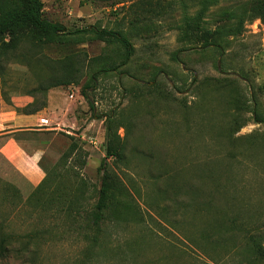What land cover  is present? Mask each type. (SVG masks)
<instances>
[{
    "label": "rangeland",
    "instance_id": "374dc122",
    "mask_svg": "<svg viewBox=\"0 0 264 264\" xmlns=\"http://www.w3.org/2000/svg\"><path fill=\"white\" fill-rule=\"evenodd\" d=\"M42 1L44 16L67 31L97 27L122 32L134 53L126 66L95 78L99 69L122 63L125 50L119 43L92 34L68 41L66 50L57 43H22L18 53H24L23 62L0 56V99L10 107L14 98L40 99L28 91L48 77L59 58L76 54L78 82L51 89L63 97L56 108L62 115L39 134L20 135L19 142L28 153L40 149L52 156V175L41 193L45 200L71 196L84 179L88 190L79 200L86 206L96 202L105 163L119 187L112 193L114 214L106 213L99 244L88 254V230L82 222L57 208L58 203L31 207L27 199L36 187L0 154V227L13 235L15 249L30 241L5 264H213L196 242L202 233L216 231L215 205L222 203L213 192L215 182L230 178L245 199V176L253 170L248 165L264 170L261 143L253 148L254 162L226 159L231 150H249L245 136L264 134V123L254 120L256 113L264 116V21L246 23L244 33L225 38L221 48L203 43L217 39L225 11L249 0H222L190 28L186 18L200 6L189 0V13L179 4L176 12L164 14V4L155 2V11L146 15L133 6L138 0L118 5L114 0ZM21 7V0H0V17ZM141 14L142 20L135 21ZM237 111L244 125L233 133L232 144L229 122ZM68 137L88 152L86 166L77 173L69 171L70 164L61 165L71 145ZM109 146L112 157L107 156ZM252 174L258 181L259 175ZM210 200L215 208L200 210Z\"/></svg>",
    "mask_w": 264,
    "mask_h": 264
},
{
    "label": "trees",
    "instance_id": "16d2710c",
    "mask_svg": "<svg viewBox=\"0 0 264 264\" xmlns=\"http://www.w3.org/2000/svg\"><path fill=\"white\" fill-rule=\"evenodd\" d=\"M192 4L200 6L192 18L187 19V26L190 28L193 24L198 25L204 18L206 12L221 3L222 0H189ZM123 0H114V4L118 5ZM155 2L164 4L166 11L164 14H172L176 12V5L182 6V11L188 12L189 8L185 0H138L133 3V6L144 9L143 14L153 13L151 7ZM22 7L5 13L0 17V56H8L9 60L23 62L24 53H18L22 49V43L30 42L35 46L57 43L58 47L66 50L68 41L83 38L88 34H92L95 38L106 43H119L125 50V57L122 63L118 66H111L108 69H99L96 72L95 78L102 73L117 71L120 67L126 66L133 53L134 48L130 40L122 32L102 29L97 27H87L83 29L68 30L66 27L56 21L50 20L44 16V3L42 0H21ZM149 7V9H147ZM143 14L138 15L135 21H141ZM255 19L264 21V0H249L243 2L236 9L225 11L223 21L217 27V39L214 41H205L203 44L215 45L223 47L222 40L228 37H237L244 33L245 25ZM188 30V29H187ZM65 53V52H64ZM76 54H67L63 58H59L56 62V68L48 75L45 80H39L36 88L28 91L33 97L40 95L41 98H34V101L22 110L17 109V112L26 115L36 114L47 108L48 91L59 86H68L78 81L74 77L73 61ZM29 66V65H28ZM30 67V66H29ZM31 68V67H30ZM95 78L93 81L95 82ZM148 85V84H147ZM149 89L147 86H143ZM82 93H85L83 88ZM254 120L257 123H264V116L261 117L258 113L255 114ZM244 123L242 115L237 111L231 115L229 122L231 143L234 144L233 133H237ZM42 131H24L15 134V139L21 141L23 134H39ZM71 140L69 149L61 157V165L69 166V171L73 173L80 172L87 164L88 152L75 141L73 137H68ZM244 139L249 143V150L245 153L229 151L226 159L237 160L242 157L249 162H254L255 151L253 148L257 143L264 145V134H250ZM107 156H114V151L109 146ZM247 168H252L245 176L244 186L247 196L241 198V192L238 190L237 183L228 178L226 183L214 184L213 192L222 203V207L215 205L213 201H203L200 204V210L209 212L212 207L216 210L217 225L215 232L202 233L201 240L196 242L200 251L205 254L213 264H264V170L258 165H248ZM104 175L102 185L99 190V198L96 202L85 205L81 202L78 196L84 195L88 190L87 182L82 179L80 185L71 191V196L65 197L67 202L63 208L65 201L62 203V196H51L45 200L41 193L51 172L47 171L45 179L35 188V191L28 197L27 203L34 209L40 207L46 208L47 205H56L57 208H62L72 216L76 221L79 220L83 224V228L88 230L86 239L90 243L87 251L92 252L94 247L99 244V235L101 226L106 220V213H113L116 203L113 201V192L119 187V184L114 179V172L111 166L107 163L103 169ZM252 172L259 175V180L256 181ZM49 173V174H48ZM54 173V172H53ZM52 175V174H51ZM10 235L3 231L0 227V263L6 262L12 252L19 254L22 250L28 248L30 241L21 242L23 245L19 249H15V240ZM204 263L209 264L204 261Z\"/></svg>",
    "mask_w": 264,
    "mask_h": 264
},
{
    "label": "crops",
    "instance_id": "0c3cea01",
    "mask_svg": "<svg viewBox=\"0 0 264 264\" xmlns=\"http://www.w3.org/2000/svg\"><path fill=\"white\" fill-rule=\"evenodd\" d=\"M62 101L63 97L60 96L58 90H50L47 108L36 114L26 115L17 112V108L32 103V97L14 98L13 107L7 106L0 99V154L34 187H37L45 179L52 156L46 150L40 149L28 153L14 136L16 133L24 131L44 130L41 120L47 119L51 124L53 118L62 115L60 112H56V108L61 105ZM54 107L55 110H53Z\"/></svg>",
    "mask_w": 264,
    "mask_h": 264
},
{
    "label": "water",
    "instance_id": "95a60500",
    "mask_svg": "<svg viewBox=\"0 0 264 264\" xmlns=\"http://www.w3.org/2000/svg\"><path fill=\"white\" fill-rule=\"evenodd\" d=\"M183 68L185 69V70H187L186 68H185V66L183 65ZM218 69H219V72H221L222 73V67H221V61H219V63H218ZM166 78L169 80V78L166 76ZM197 78V74L195 73V79ZM169 82H170V84L174 87V83L171 81V80H169ZM141 83H143V84H145L146 82H144V81H141ZM148 85H151V84H153V83H147Z\"/></svg>",
    "mask_w": 264,
    "mask_h": 264
},
{
    "label": "built area",
    "instance_id": "2783aa9c",
    "mask_svg": "<svg viewBox=\"0 0 264 264\" xmlns=\"http://www.w3.org/2000/svg\"><path fill=\"white\" fill-rule=\"evenodd\" d=\"M41 126L49 128L50 127L49 120L42 119L41 120Z\"/></svg>",
    "mask_w": 264,
    "mask_h": 264
}]
</instances>
